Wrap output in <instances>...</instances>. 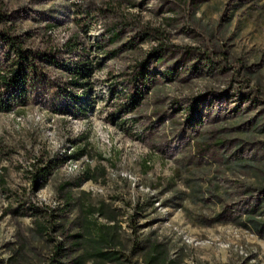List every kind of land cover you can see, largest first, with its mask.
Instances as JSON below:
<instances>
[{"label":"rangeland","instance_id":"1","mask_svg":"<svg viewBox=\"0 0 264 264\" xmlns=\"http://www.w3.org/2000/svg\"><path fill=\"white\" fill-rule=\"evenodd\" d=\"M131 1L0 0L1 67L13 58L6 36L38 55L25 94L0 83V264H73L54 247L68 249L85 217L115 223L122 257L87 258L81 246L70 253L81 264H150L148 244L167 264H264V230L250 220L264 223V0ZM143 61L155 82L131 107ZM74 148L80 159L33 183L35 167ZM86 170L97 180L78 184ZM100 204L115 222L86 210ZM52 214L65 230L39 234Z\"/></svg>","mask_w":264,"mask_h":264},{"label":"trees","instance_id":"2","mask_svg":"<svg viewBox=\"0 0 264 264\" xmlns=\"http://www.w3.org/2000/svg\"><path fill=\"white\" fill-rule=\"evenodd\" d=\"M186 1V0H184ZM128 2V5L130 7L135 6V2L131 0H126ZM109 32V31H108ZM6 43L9 45L10 54H13V58H10L9 55L7 56V62L4 64L5 68H2L0 64V83L4 85H11L12 87L16 88L20 94H25L27 92V84L31 82V73L33 76H36L37 71L36 70V61L34 60L35 57L38 55L36 53H33L31 50L24 48L22 42L15 37L6 36ZM120 39V32L119 31H110V35L107 38L108 44H114L118 42ZM129 47V45H128ZM121 48L127 49L126 45H123ZM119 51V48L114 49L110 52L111 55L117 54ZM155 60L158 62H162L165 60V55L163 52H155L153 55ZM10 59V61H8ZM146 63V62H145ZM144 61L138 63L140 66V70L134 73L129 79V83L133 85L134 92L130 96V106L135 107L140 104V102L145 98V95L149 93L151 90L152 84L155 82V79L152 78L151 74L149 73L150 70L148 68V64H145ZM88 70V68L84 69ZM79 71L74 69V74L77 76V78L81 77H88V73L90 71ZM166 76L168 81L174 80V72L171 69H166ZM189 110H193L194 108H188ZM198 111L197 109L195 110ZM261 120V117H257L253 120L251 128H247L245 130H241L244 132V135H251L252 132L259 127V122ZM196 121V120H194ZM199 125H203L202 120L200 118H197V121ZM239 130L240 127H237ZM264 130L263 128L261 129ZM210 138V135L208 134H202L196 141L198 144H205L208 143ZM244 142V141H243ZM216 144L224 145V139L220 137ZM241 147V144L238 143L236 146H234L233 152H231L230 155L234 156L236 154V150H238ZM84 154V149H76L74 148L73 151L69 152V155H65V157L59 159L58 161L56 159H48L47 162L43 165H40L38 167H35V175L33 183L37 185L39 188L43 185V183H40L39 180L43 178V180H46L45 178L52 173V170L59 167L60 164L63 162L69 161L71 159H80ZM222 158L225 162L228 161L230 155L227 154L225 151L221 152ZM249 160L243 159V158H237L235 160L234 164L239 166H249L253 167L251 165L252 163ZM256 170H261L260 168L254 167ZM85 180H97L95 176L92 175V173L89 170H86L84 172V176L82 180L78 181V184L81 181ZM39 184V185H38ZM69 185V183L60 185V189L64 190L65 186ZM213 188H218L216 185H214ZM218 196V195H217ZM66 200L65 204L68 205L72 201V196L70 194L65 195ZM91 215L98 214L100 216H104L109 222H115V216L108 214L109 209L104 204H100L98 206H89L86 209ZM23 214V213H22ZM252 222H254L255 227L257 230L262 231L264 230V223L260 221H256L252 218H250ZM37 222V232L39 234H48L49 236H52V233L54 231H57L59 228L62 230H65L66 222L65 220H57L54 219L53 214L46 217L44 222H40L39 220ZM115 223L114 224H104V223H98L96 220L92 221V219H88L85 217L84 223L82 224V228L79 232L75 233L74 235H68V237L71 239L68 249H66L62 243L58 242L55 244L54 247V255L58 258H70L72 257L73 264H81L82 263V255L78 253L75 256H72L70 253H74L75 251H79L81 249V246L84 247L85 256L87 258H93L98 259L101 261H109V262H115L119 263L121 262L122 254L119 250H115L113 248L117 247L121 244L120 235L115 230ZM53 238V237H52ZM54 239V238H53ZM147 258L150 264H167L165 260V249L159 248L158 244H148L147 245ZM69 252V253H68ZM54 261V259H53ZM57 262L56 264H63L58 260H55Z\"/></svg>","mask_w":264,"mask_h":264}]
</instances>
